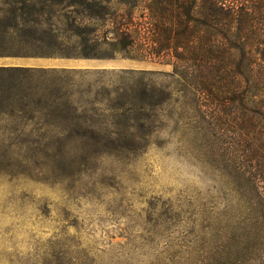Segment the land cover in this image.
<instances>
[{
    "label": "rangeland",
    "instance_id": "1",
    "mask_svg": "<svg viewBox=\"0 0 264 264\" xmlns=\"http://www.w3.org/2000/svg\"><path fill=\"white\" fill-rule=\"evenodd\" d=\"M91 58L43 65L65 68L59 95L0 109V264H179L204 204L244 207L210 162L192 98L173 89L158 120L131 107L142 84L120 70L172 63Z\"/></svg>",
    "mask_w": 264,
    "mask_h": 264
},
{
    "label": "trees",
    "instance_id": "2",
    "mask_svg": "<svg viewBox=\"0 0 264 264\" xmlns=\"http://www.w3.org/2000/svg\"><path fill=\"white\" fill-rule=\"evenodd\" d=\"M120 3L128 5L0 0V56H122L172 63V70H120L142 84L135 95L139 103L131 107L153 110L158 120L155 111L173 89L192 98L210 162L222 166L229 184H239L244 203L237 209L229 197L222 208L215 201L204 204L179 264H264V2ZM60 69L0 64V109L56 97L63 86L56 81ZM161 74L171 79L154 81Z\"/></svg>",
    "mask_w": 264,
    "mask_h": 264
},
{
    "label": "crops",
    "instance_id": "3",
    "mask_svg": "<svg viewBox=\"0 0 264 264\" xmlns=\"http://www.w3.org/2000/svg\"><path fill=\"white\" fill-rule=\"evenodd\" d=\"M131 62L140 63L144 60L127 58ZM91 57H66V56H0V64H26V65H64L70 67L88 66L95 62Z\"/></svg>",
    "mask_w": 264,
    "mask_h": 264
}]
</instances>
